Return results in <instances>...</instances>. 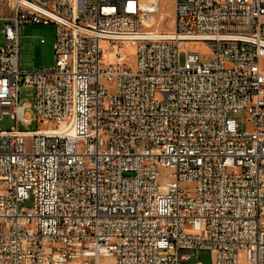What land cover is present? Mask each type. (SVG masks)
<instances>
[{"label": "built area", "instance_id": "obj_1", "mask_svg": "<svg viewBox=\"0 0 264 264\" xmlns=\"http://www.w3.org/2000/svg\"><path fill=\"white\" fill-rule=\"evenodd\" d=\"M6 1L0 264H264V0H173L169 32L159 0ZM27 24L51 68L21 71Z\"/></svg>", "mask_w": 264, "mask_h": 264}, {"label": "rangeland", "instance_id": "obj_2", "mask_svg": "<svg viewBox=\"0 0 264 264\" xmlns=\"http://www.w3.org/2000/svg\"><path fill=\"white\" fill-rule=\"evenodd\" d=\"M160 11L162 20L156 22V27L159 31L169 32L171 30V20L173 13V0H159ZM10 15V5L6 0H0V18H6ZM0 22V41H2ZM20 68L23 72L38 71L44 68H51L54 63L53 44L55 40V26L42 25V24H27L23 25L20 29ZM43 39V44L40 40ZM180 50L184 53L187 51L196 53L199 56L201 63H207L212 60V55L207 46L203 43H182ZM125 54L128 57V65L133 66L135 48L127 46ZM111 59V58H110ZM108 61H111V60ZM183 55L180 57L182 62ZM261 70L264 71V63L261 64ZM33 90L24 86L19 94V105L29 104L30 107L26 108V113L30 116L31 123L29 126L20 127V130L33 132L40 128L35 120L34 109L32 107ZM241 122V128H244V115H238ZM14 127V123L8 116L0 117V130L7 131ZM29 141L26 140V149L28 148ZM31 201L24 204L25 208H30ZM110 264L109 261L103 262ZM197 263L211 264L210 254L202 251L198 254Z\"/></svg>", "mask_w": 264, "mask_h": 264}, {"label": "bare ground", "instance_id": "obj_3", "mask_svg": "<svg viewBox=\"0 0 264 264\" xmlns=\"http://www.w3.org/2000/svg\"><path fill=\"white\" fill-rule=\"evenodd\" d=\"M109 261V260H108Z\"/></svg>", "mask_w": 264, "mask_h": 264}]
</instances>
